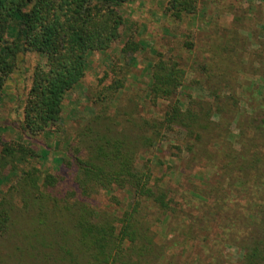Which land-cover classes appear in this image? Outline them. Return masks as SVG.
I'll return each instance as SVG.
<instances>
[{
  "label": "trees",
  "instance_id": "obj_1",
  "mask_svg": "<svg viewBox=\"0 0 264 264\" xmlns=\"http://www.w3.org/2000/svg\"><path fill=\"white\" fill-rule=\"evenodd\" d=\"M133 1L0 0V93L15 68L16 58L22 55L34 58L28 68L21 107L20 127L24 137L60 130L66 93L81 82L90 54L106 52L120 41L125 21L119 7ZM197 1L164 0L161 12L165 18L181 22L183 17L197 14ZM133 34L126 35L120 54H134L141 49L142 43ZM236 40L234 34L214 45L226 54L227 48L236 51L234 47L242 45ZM193 44L185 37L179 46L192 51ZM231 48L227 54L232 52ZM254 54L261 72L253 68L252 74L264 82V39L259 41ZM235 55L234 52L229 55L230 61L235 60ZM154 56L147 68L149 82L144 91L150 104L162 100L165 108L157 119H142L141 125L150 127L152 137L140 135L137 144L149 146L156 138L162 139L161 130L181 131L183 146L191 153L187 162L191 159L194 162L201 155L206 165L215 169L216 176L209 189L215 196L209 203L212 202L216 213L200 217L181 212L170 191L157 184L162 177L153 178L147 163L136 166V143L126 133L112 129L118 113L108 111V103L123 87L118 76L120 65L113 56L108 70L102 71L86 94L94 113L74 133L72 160L63 161L73 168L70 179L74 189L65 195L58 194L62 175L41 174L35 166L22 168L17 185L24 209L30 207L44 214V203L49 201V209L57 213L56 223L62 227L57 229L59 236L54 245L58 261L64 264H151L162 257L163 251L154 242L149 228L165 214L169 216L166 225H171L181 243L196 239L194 220L206 223L224 217V222L230 225L223 234L224 244L236 245L243 251L238 264H264V88L246 93L256 95L257 99L253 106L249 104L250 113L241 114L240 98L229 73L219 67L210 71L203 63H190L185 68L173 53L155 51ZM216 56L215 52L211 54L213 58ZM195 68L203 75L206 100L187 96L181 107L177 92L187 70ZM190 82L196 85L199 80ZM231 123L237 129L234 141L228 129ZM84 137L86 143L81 146ZM210 144L214 146L211 151L205 147ZM35 157L37 154L30 145L0 138V170L8 167L11 171L14 162L27 163ZM222 182L226 192L218 194ZM124 187L130 189L131 202L120 216L98 212L89 202L99 191ZM12 188L16 190L15 185ZM13 208L5 194L0 196V238L11 224ZM144 210L152 213L144 214ZM180 215L187 218L185 228H178ZM199 264H220L219 253L216 251L209 261Z\"/></svg>",
  "mask_w": 264,
  "mask_h": 264
},
{
  "label": "rangeland",
  "instance_id": "obj_2",
  "mask_svg": "<svg viewBox=\"0 0 264 264\" xmlns=\"http://www.w3.org/2000/svg\"><path fill=\"white\" fill-rule=\"evenodd\" d=\"M163 3L164 0H134L119 7L125 21L120 41L106 52L90 54L81 82L66 93L62 101L60 130L57 133L43 131L31 138L24 137L20 127L21 107L28 68L34 58L32 55L16 58L15 68L5 80L0 93V138L30 145L37 157L29 159L27 163L14 162L11 171L8 167L0 170V196L5 194L14 206L10 213L11 224L0 238V264H64L58 261L54 245V240L59 236L57 229L62 228L56 223L57 213L49 209V201L44 203V214L30 207L24 209L17 180L22 168L35 166L41 174L48 172L63 176L62 181L58 182L57 188L61 191L58 194L65 195L66 191L74 189L70 179L73 168L66 166L63 161L72 160L70 154L75 142L74 133L94 113L86 100V94L102 71L108 70L112 56L117 58L120 65L118 76L123 87L108 103V111L116 110L118 113L112 129L126 133L136 143V166L147 163L153 178L162 177L161 181L157 180V184L170 191L179 202L181 212L200 217L216 213L212 202L209 203L215 196L214 192L209 191L213 186V177L216 176L215 169L206 165L201 155H197L194 162L192 159L187 162L191 153L188 154L183 146L181 131L164 133L161 130L164 135L162 139L156 138L149 146L137 144L140 135L152 137L150 127L141 125L142 119H157L165 108V101L157 100L155 104L147 101L144 91L149 82L147 68L155 57V51L165 55L175 54L185 68L190 63H203L210 71L219 67L234 78L232 85L236 86L235 92L240 98L238 111L241 114L250 113V106L256 103L257 96L246 93L264 88V82L252 74L253 68L261 72L260 65L255 62L257 57L254 51L259 41L264 39V0H198L197 14L185 16L181 22L164 17L161 12ZM129 32L134 33L133 37L142 43V47L134 54L122 55L119 48ZM234 34L237 44L241 41L242 45L234 47L236 51L229 47L231 53H236L233 57L235 60L230 61L231 53L227 54L229 48L225 54L215 48L214 43L222 42L227 37L232 38ZM185 37L193 41L192 51L179 46ZM213 52L217 55L215 58L211 57ZM192 79H198L199 83L191 84ZM203 81L199 69L187 70L183 85L176 95L181 107L186 104L187 96L206 100ZM212 119L215 121L217 117L212 116ZM228 129L234 141L237 135L235 123H231ZM86 139H82L81 146L85 145ZM205 147L209 151L214 149L211 144ZM223 184H220L218 194L226 192ZM14 185L16 190L12 188ZM89 202L98 212L120 216L123 210L129 208L130 189L124 187L99 191ZM142 213L150 214L152 210H144ZM179 217L178 228H185L187 218ZM168 219L167 214L160 215L158 221L150 225L149 233L163 251L162 257L157 260L154 258L151 264H159L160 260L161 264H199L209 261L210 256L216 255V251L219 253L220 264H238L243 251L236 245L224 244L223 234L230 229L224 217L209 219L206 223L194 220L196 239L192 242L188 239L183 243L181 237L177 240L178 234L171 231V225H166Z\"/></svg>",
  "mask_w": 264,
  "mask_h": 264
}]
</instances>
